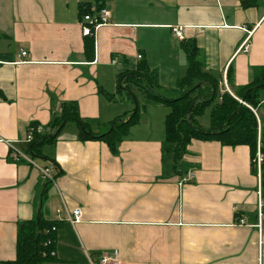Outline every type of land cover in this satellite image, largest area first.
<instances>
[{"label":"crops","instance_id":"obj_1","mask_svg":"<svg viewBox=\"0 0 264 264\" xmlns=\"http://www.w3.org/2000/svg\"><path fill=\"white\" fill-rule=\"evenodd\" d=\"M242 1L107 0L109 22L88 36V59L80 4L92 0H0L1 261L15 258L18 223L41 214L56 222L54 259L42 264H103L111 251L116 264H264L248 146L192 139L179 162L187 168L176 173L162 153L165 104L142 105L116 153L100 140H78L76 126L64 128L43 147L47 159L32 157L55 166L47 186L38 168L9 155L11 147L27 152L30 124L50 131L62 102L105 126L116 116L118 74L142 60L156 76L154 94L177 97L185 61L173 26L196 41L205 68L222 78L231 68L234 84H247L252 67L264 65V0ZM187 172L192 179L182 182ZM57 208H80V221L58 220Z\"/></svg>","mask_w":264,"mask_h":264},{"label":"trees","instance_id":"obj_2","mask_svg":"<svg viewBox=\"0 0 264 264\" xmlns=\"http://www.w3.org/2000/svg\"><path fill=\"white\" fill-rule=\"evenodd\" d=\"M106 1L92 0L93 8L90 2L80 4L81 21L83 15L94 14L104 8ZM253 1L243 0L242 3L250 5ZM84 46L86 58L92 59V37H88ZM180 48L184 55L185 72L175 82L178 96L168 99L147 89L143 91L146 103L158 102L169 107L164 117L163 155L171 159V168L177 173L179 162L187 153V145L192 139H210L228 146L242 144L249 148L250 171L256 175L254 160L256 149L259 147L263 156L260 185L264 188V65L252 67L250 81L244 85L234 84L233 72L228 68L225 75L230 89L228 92L225 90L222 75L205 68L201 51L194 39H182ZM142 81L150 88L157 84L156 76L145 60L140 61L134 70H125L118 74V89L123 87L130 93L134 108L130 114L124 112L105 126L83 119L75 102H62L59 113L48 123L50 131L33 132L31 141L27 143L26 153L31 158L47 159L43 147L52 144L69 123L75 124L78 140H100L107 145L111 153H116L118 144L126 136L128 128L139 119L140 107L131 86ZM205 108L210 109L207 128L202 127L198 121ZM30 126L35 127L37 124L32 123ZM54 167L52 165V168L56 169ZM44 183L47 186L51 181L44 180ZM53 225H56L55 221L46 220L41 214L37 218L18 223L15 258L0 260V264H42L53 260L54 257H50L48 253L54 250V242L50 246H44L47 238L54 240L53 233L46 232Z\"/></svg>","mask_w":264,"mask_h":264},{"label":"built area","instance_id":"obj_3","mask_svg":"<svg viewBox=\"0 0 264 264\" xmlns=\"http://www.w3.org/2000/svg\"><path fill=\"white\" fill-rule=\"evenodd\" d=\"M110 18V11L104 7L101 8L98 12H95L94 14H85L82 17V21L80 22L81 25V32L83 36H90L94 33V31L105 24H108ZM172 32L174 35L182 40L183 39V34H182V27L181 26H173L171 28ZM250 34L251 31H247V35L244 37L242 42L240 43V46L238 50L242 51H247L249 49V39H250ZM27 52L26 51H21L20 56H26ZM141 55H138V58H140ZM113 62V61H112ZM223 84L225 87V90L230 92L227 83H226V78L223 76ZM262 102H264V96L262 98ZM253 112L255 113L256 117L257 114L254 109H252ZM33 132H42V126L37 125L35 127L30 126L27 130L26 136H25V142L28 143L31 141ZM12 149L10 150V158L16 162L19 161H26L32 165H34L38 170L40 171V175L42 180H49L51 182L54 181L53 178V168L52 166H39L34 163L32 158L27 154H22L19 151H17L15 148L11 147ZM263 159L262 154L259 151V147H257L256 151V156H255V166H256V176L259 180L258 188H257V195H258V200H257V222L255 226L257 227L258 231L264 227V223L262 222V207L264 206V188L261 187L260 185V165L261 161ZM192 179V173L187 172V175L185 178H182V182H186ZM64 212V216L61 217V213ZM56 215L58 216V220H64L67 221L70 224H75L80 221L81 215H82V210L80 208H74L72 210H63L61 208H57L55 210ZM240 223H243V220L240 219ZM56 231V226L53 225L50 227V229H47V233H54ZM54 240L52 238H47V240L44 242V246H50ZM45 255V252L43 253ZM48 255L53 256L54 255V250H51ZM100 263L103 264H116L117 262V253L115 251H111L109 254L102 256L99 259Z\"/></svg>","mask_w":264,"mask_h":264},{"label":"rangeland","instance_id":"obj_4","mask_svg":"<svg viewBox=\"0 0 264 264\" xmlns=\"http://www.w3.org/2000/svg\"><path fill=\"white\" fill-rule=\"evenodd\" d=\"M172 41L176 42V40H174V39ZM170 43H171V41H170ZM168 47H169V49L174 48L173 46H168ZM139 85H140V88H139ZM144 89H147L151 93H154V91L149 87V85H147V83L145 81L138 83V85H132L131 86V90L134 93V95L136 96V99H137V102H138L140 108L142 105H144L146 103V101H145L146 99H144L145 98L144 92H143ZM118 91H119L120 95L117 96V99H116L117 102L113 108V110L116 113V116L122 114L123 112L130 114V112H131L130 110L134 106L133 99L130 98V93L127 90H124L123 87L121 89H119ZM167 97H171V95H168ZM167 108L169 110V107H167ZM209 111H210L209 108H205L202 115H200L198 117L199 124L204 128H207L209 125ZM68 126H74L75 127V124L69 123ZM256 151H257V149H256ZM166 160H167V163L169 165H171V159L167 158ZM186 168L187 167L184 164L179 163L178 169L180 171H184ZM49 256L53 257L51 255H49Z\"/></svg>","mask_w":264,"mask_h":264}]
</instances>
